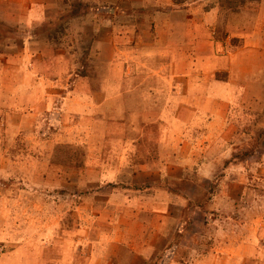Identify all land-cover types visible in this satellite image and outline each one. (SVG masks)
I'll use <instances>...</instances> for the list:
<instances>
[{"label": "rangeland", "instance_id": "1", "mask_svg": "<svg viewBox=\"0 0 264 264\" xmlns=\"http://www.w3.org/2000/svg\"><path fill=\"white\" fill-rule=\"evenodd\" d=\"M213 7L218 8V20L210 24L204 16ZM172 16L174 26L168 22ZM186 17L197 23L188 25ZM201 21L206 23L202 40ZM192 30L195 49L208 48L207 52L212 49L218 56L234 52L243 44L242 34L255 31L256 40L247 46L257 47L259 61L264 63V0H0V131L6 137L10 131H19L14 142L18 167L10 170L6 160L7 171L4 168L0 175V256L4 262L16 244L46 247L59 242L57 245H73L76 247L73 252H77L78 242L83 241L78 236V199L73 195L78 185L72 183L78 179L75 171L82 151L76 150V158L73 152L68 153L70 164L61 162L66 172L63 184H59L54 174L48 180L45 168L40 166L45 159L49 161L61 153L57 149L54 155L55 146L48 138L60 127L57 120L60 107L65 106L74 115L69 107L80 104L75 99L68 100L74 89L78 94L101 92L104 81L113 79L120 83L130 81L132 92L140 88L147 93L158 90L162 96L158 94L156 100L148 96L152 98H148L146 107L138 102L133 105L134 117L129 123L133 132L141 118L140 112L144 111L140 107L152 113L157 110L164 118L172 112L186 118V104L181 100L187 84L188 56L181 57L177 66L171 67L168 57L159 51L169 43L172 33H179L181 40L183 33ZM236 71L239 74L238 67ZM227 75L225 70H220L212 78L225 80ZM247 77L242 86V91L247 93L242 94L243 99L251 95L257 102L252 105L259 108L254 111L235 105L234 113L239 114L234 120L237 135L228 140L229 145L235 146L232 156L220 158L216 146V151L209 155L216 162L208 179L202 177L197 167H177L163 170L162 177L154 181L159 188L179 196L172 203L168 235L163 240L195 244L194 256L205 254L207 246L223 237L219 229L233 225L231 219L220 215L221 208L229 209L233 218L241 222L242 235L250 233L249 224H264V72L253 78L256 79L253 82ZM169 96L176 99L174 104L167 100ZM160 101L162 105L158 108L155 105ZM119 103L125 105L123 99ZM109 104L112 100L103 103L104 111ZM90 113L65 119L60 133L64 134L77 121L78 128H84ZM76 138L80 141L79 133ZM178 152L185 154L181 148ZM205 153L202 150L197 155L204 159L208 152ZM52 164L60 169V163ZM222 189L232 197L224 206L215 198ZM97 190L108 187L99 186ZM56 193L67 194L60 199L48 196ZM178 227L180 232H174ZM88 234L84 233V238ZM96 235L106 236V233L96 232ZM101 239L100 243L106 242V238ZM84 240L89 243L87 238ZM263 245L264 233L260 236V247ZM187 254V249L182 247L174 256L182 258ZM155 255L162 254L158 251L156 254L153 249L146 264H159ZM73 256L72 264H83L78 263V256Z\"/></svg>", "mask_w": 264, "mask_h": 264}, {"label": "crops", "instance_id": "2", "mask_svg": "<svg viewBox=\"0 0 264 264\" xmlns=\"http://www.w3.org/2000/svg\"><path fill=\"white\" fill-rule=\"evenodd\" d=\"M217 9L210 8L205 14L207 23L212 24L218 20ZM168 22L174 26V17ZM185 22L188 25L197 23L189 17H186ZM200 24H203L199 29V38L202 40L205 38L203 29L206 23L201 21ZM172 28L174 30V27ZM193 31L183 33L181 40L179 33H172L169 43L159 51L168 57L171 67L174 64L177 66L181 57L188 56L187 84L185 96L181 100L186 104V118L178 114L174 116L173 112L164 118L157 110L154 113L146 110L148 98L153 97L156 100L158 94L162 96L158 90L147 93L144 88H140L137 92H132L130 81L120 83L113 79L104 81L101 92L78 94L75 88L72 98H68L75 99L76 103L80 102L79 105L68 109L74 115L66 111L65 106H61V111L57 113L60 127L48 140L55 146L54 155L57 149L61 153L49 161L45 159L40 166L45 168L48 180L50 175L54 174L57 175L59 184H63L66 182V172L61 161L71 157L69 152H73L75 157L76 150L82 151L81 163L75 171L78 179H73L72 183L78 185V191L73 194L78 199V236L83 241L87 238L89 243L78 242L77 252H73L76 248L73 245H57L59 242H52L46 247L16 244L7 254L8 261L4 262L2 255L0 256V264H47L53 261L58 264H72L73 255L78 256V263L81 261L83 264H146L151 259L153 249L156 254L157 251L162 254L160 257H154L159 264H264V245L260 247L264 224H249L250 233L242 235L241 228L244 226L233 218L229 209L221 208L219 211L220 215L231 219L233 225L219 229L224 234L223 237L207 246V250L203 252L205 254L201 256H194L195 244L163 240L165 234L168 235L166 230L171 219L172 203L177 202L179 196L159 188L154 181L162 177L163 170L177 167H197L202 177L208 179L211 176V167L215 166L216 162L209 155L216 151V146L219 147L220 158L224 160L230 158L235 149V146L228 144V140L237 135L234 120L239 114L234 113L235 105L254 111L259 108L252 105L257 102L251 95L246 96V99H243L242 95H247L242 91L243 81L248 80L246 76L249 75L253 82L264 72V63L259 61V49L247 46L256 40L257 32L243 33L242 46L234 52L218 56L212 49L211 52L205 50L208 48L195 49ZM241 53L243 56H239ZM236 67L239 68L240 75ZM220 70L228 73L227 78H212V74ZM120 99H123L125 105H120ZM169 99L170 96L167 100ZM109 100H112V104L104 111L101 106ZM170 101L174 104L176 99L172 97ZM135 102L145 107H140L144 111L140 112L141 118L133 132L129 123L134 117L131 112ZM159 104L162 105V101L155 106L159 108ZM83 112H91L90 120L85 121L87 126L78 128L77 121L64 134L60 133L64 130L62 125L65 119L78 118ZM10 132L6 137L0 131V175L4 168L7 171L8 167L4 165L6 160H9L10 170L18 167L19 156L18 151L14 150L17 148L14 142L16 143L15 136L19 131ZM78 133L80 141L76 138ZM237 140L243 142L240 138ZM179 148L185 154L179 155ZM8 150L9 154L6 153ZM202 150L208 152L204 159L197 155ZM57 162L61 165L60 169L56 168V164H52ZM89 174L92 177H89ZM9 180L12 182L13 178ZM27 185L30 187V183ZM103 185H106L108 190H97ZM87 188L94 190L86 191ZM224 190L215 196L221 206L229 203L232 198ZM66 194L56 193L48 196L60 199L65 198ZM104 227L107 228L106 231L101 229ZM96 232H105L106 236H94ZM174 232L179 233V227ZM84 233H89V236L84 238ZM101 238H106V242L100 243L98 240ZM182 247L187 249V256H174ZM36 249H41V252ZM163 249L168 250L163 252Z\"/></svg>", "mask_w": 264, "mask_h": 264}, {"label": "trees", "instance_id": "3", "mask_svg": "<svg viewBox=\"0 0 264 264\" xmlns=\"http://www.w3.org/2000/svg\"><path fill=\"white\" fill-rule=\"evenodd\" d=\"M78 153V152H77ZM81 155H82V152L79 154V156H78V166L80 165V163H81ZM70 158L71 157H68V158H66V159H64V160H62L61 162L64 164V162L65 163H67V164H70L69 162H67L68 160H70ZM65 165V164H64ZM77 166V167H78Z\"/></svg>", "mask_w": 264, "mask_h": 264}]
</instances>
